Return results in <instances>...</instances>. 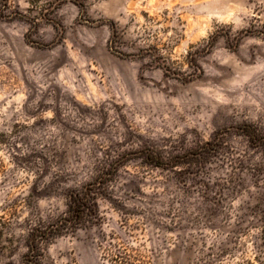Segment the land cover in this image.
Instances as JSON below:
<instances>
[{"label": "rangeland", "instance_id": "1", "mask_svg": "<svg viewBox=\"0 0 264 264\" xmlns=\"http://www.w3.org/2000/svg\"><path fill=\"white\" fill-rule=\"evenodd\" d=\"M219 246L264 257V0H0V264Z\"/></svg>", "mask_w": 264, "mask_h": 264}, {"label": "trees", "instance_id": "2", "mask_svg": "<svg viewBox=\"0 0 264 264\" xmlns=\"http://www.w3.org/2000/svg\"><path fill=\"white\" fill-rule=\"evenodd\" d=\"M178 159H181V160H176V161H173L172 162V165L173 166H176L178 165V163H189L187 158H178ZM156 163H158V165H163L162 161H156ZM84 198L85 196L82 195L80 196V198H74L73 195L70 196V201H71V204L70 205V208L73 207L74 211L72 212H75V207L78 206L79 204H81L83 207H85V203L83 202L84 201ZM82 212V211H81ZM74 215L76 216H79L81 215L79 213V211H77V213H75ZM64 221H67L66 218L63 219ZM43 239H47V238H44L43 235L41 234L40 230L37 229V228H30V230L28 231V238L26 239V246L28 247V250L31 249V248H40V242L43 240ZM237 244V243H236ZM215 244H213L212 246H214ZM219 248H221L219 251L220 252H210L208 253V256L210 255H213L212 259L210 260V258L206 259H201L200 262L203 263V264H213L214 262H221L224 255L227 253L225 249H222V247L219 246ZM257 261H258V264H264V257L262 258V260L257 257L256 258ZM6 264H15L13 261H9L7 262ZM33 264H41L40 263V260H36V262H33ZM125 264V263H124ZM195 264H199V263H195ZM236 264H252V262H250L249 260H242V261H239V262H236Z\"/></svg>", "mask_w": 264, "mask_h": 264}]
</instances>
